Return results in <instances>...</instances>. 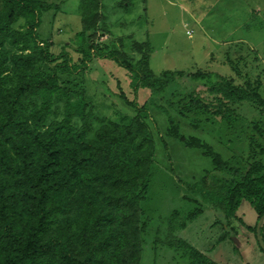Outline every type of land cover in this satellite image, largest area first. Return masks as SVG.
<instances>
[{
	"label": "trees",
	"instance_id": "16d2710c",
	"mask_svg": "<svg viewBox=\"0 0 264 264\" xmlns=\"http://www.w3.org/2000/svg\"><path fill=\"white\" fill-rule=\"evenodd\" d=\"M88 1L87 15L90 10L95 13L102 2L80 0L82 4ZM59 9L50 0H0V264H142L148 221L141 222L140 208L154 175L155 143L139 117L125 125L109 121L95 129L92 110H85L81 102L67 105L63 119L49 123L55 95H66L61 77L83 74L94 58L109 59L129 72L135 95L140 89L169 94L173 98L169 105L181 116L209 113L224 119L231 130L239 118L233 107L236 101L252 100L264 107L263 80L258 76L260 86L250 91L228 76L208 71H167L153 76L147 55L131 62L118 49L89 46L83 32L78 34L82 43L77 50L82 60L74 64L66 51L59 56L49 54L39 36L43 15ZM94 18L85 19L92 26ZM22 19L26 28H14ZM44 63L55 65L45 73ZM246 65L247 60L239 67L243 70ZM119 90L118 96L127 105L139 114L147 113L136 98L129 99L121 86ZM205 92L215 95L216 102L206 101ZM76 114L82 118L79 128L72 121ZM200 122L194 127L200 128ZM169 123L168 135L200 149L212 159L213 168L187 184L189 195L184 198L197 207L183 215L174 211L168 235L157 236L154 243L184 253L186 264H220L178 235L189 221L211 210L216 223L228 229L219 241L236 237L246 226L264 252L260 154H249L246 166L232 165L202 138L181 134L171 115ZM255 129L264 132L260 121ZM244 203L257 215L255 226L246 225L238 214Z\"/></svg>",
	"mask_w": 264,
	"mask_h": 264
},
{
	"label": "rangeland",
	"instance_id": "374dc122",
	"mask_svg": "<svg viewBox=\"0 0 264 264\" xmlns=\"http://www.w3.org/2000/svg\"><path fill=\"white\" fill-rule=\"evenodd\" d=\"M50 1L59 4L60 9L43 15L38 32L53 56L66 51L72 62L79 64L82 54L77 50L82 40L78 34L83 32L89 46L118 49L131 62L136 63L147 55L153 76L167 71H208L228 76L235 85L250 91L260 86L259 76L263 80L261 94L264 96V0H102L98 10L95 13L90 10L89 16L85 12L91 7L89 1L84 4L80 0ZM91 16L96 18L92 26L86 20ZM14 28L25 29V20H20ZM245 60L248 66L241 70L239 65ZM54 65L44 63L41 69L46 73ZM130 81L129 72L116 62L94 58L83 74L61 77L66 95H55L49 123L63 119L67 105L73 102L86 104L84 109L92 110L95 129L109 121L125 125L135 117L146 123L155 143V156L153 179L140 208L141 222L148 221L142 264H186L188 257L184 253H176L154 240L157 236L166 238L174 211L183 215L197 207L184 198L189 195L187 184L198 181L206 170L213 168V162L200 149L189 148L180 139L168 135L169 115L180 126L181 134L198 136L225 160H231L232 165L246 166V159L253 152L259 153L264 162V132L255 129L260 121V128L264 130V107L252 100L236 101L233 107L239 118L231 130L224 119L209 113L192 114L189 118L181 116L169 105L173 99L169 94L156 95L149 89H140L135 95ZM186 81V86H190L191 82ZM119 86L129 99L136 98L147 113L139 114L127 105L118 96ZM202 96L208 102H216L215 95L205 92ZM35 101L39 103L40 99ZM76 115L72 121L79 128L82 118ZM199 120L201 127L197 129L194 125ZM232 131L235 133L231 135ZM248 208L252 210L248 203L239 208L240 215L246 213L247 219ZM216 221V214L206 210L189 221L178 235L210 255L221 237L222 225ZM229 238L224 246L220 244L226 261L232 255L238 258L237 250H240L236 238Z\"/></svg>",
	"mask_w": 264,
	"mask_h": 264
},
{
	"label": "crops",
	"instance_id": "0c3cea01",
	"mask_svg": "<svg viewBox=\"0 0 264 264\" xmlns=\"http://www.w3.org/2000/svg\"><path fill=\"white\" fill-rule=\"evenodd\" d=\"M251 207V206H250ZM252 208V207H251ZM249 210L247 212H249V219H247V214L243 212V215H240V211L238 210V214L239 216L242 218L243 222L248 225V226H255L256 224V219H257V215L255 213V211L252 209L250 210V208H248ZM246 214V215H245ZM247 220L245 222V219ZM228 229H225V227L222 225V230H221V236L226 234V231ZM230 237V236H229ZM229 237H227L226 239L222 240V241H218V246L216 247V249L208 256L220 263V264H264V255L262 254V250L260 249L258 243H257V238L255 236V233L253 231H250L249 229H247L246 226H243L240 228L239 230V234L235 237L236 240L235 242L237 243V246L240 247V250H237L239 252L238 258H235V255H232V258L229 259L228 261H226L222 256H223V251L221 249L224 242L228 241V239H230ZM231 240L234 242V240L231 238ZM220 244L221 247H220ZM234 245V244H232ZM199 248V247H198ZM200 249V248H199ZM203 250V249H201Z\"/></svg>",
	"mask_w": 264,
	"mask_h": 264
},
{
	"label": "water",
	"instance_id": "95a60500",
	"mask_svg": "<svg viewBox=\"0 0 264 264\" xmlns=\"http://www.w3.org/2000/svg\"><path fill=\"white\" fill-rule=\"evenodd\" d=\"M258 237H259V236H258ZM259 241H260L261 244H263L262 241H261V238H260V237H259Z\"/></svg>",
	"mask_w": 264,
	"mask_h": 264
}]
</instances>
